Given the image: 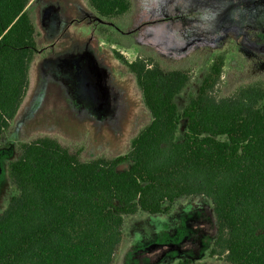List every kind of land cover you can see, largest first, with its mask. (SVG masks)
Returning <instances> with one entry per match:
<instances>
[{"label": "trees", "instance_id": "16d2710c", "mask_svg": "<svg viewBox=\"0 0 264 264\" xmlns=\"http://www.w3.org/2000/svg\"><path fill=\"white\" fill-rule=\"evenodd\" d=\"M30 1L0 0V142L26 95L37 53ZM86 3L104 20L131 9L130 0ZM112 54L133 76L148 124L125 154L111 159L83 162L80 151L50 137L20 143L7 165L16 193L0 212V264H112L125 217L167 214L186 197L212 204L211 257L264 264V82L220 97L221 53L180 112L175 99L189 84L188 72ZM124 163L129 168L119 171Z\"/></svg>", "mask_w": 264, "mask_h": 264}, {"label": "rangeland", "instance_id": "374dc122", "mask_svg": "<svg viewBox=\"0 0 264 264\" xmlns=\"http://www.w3.org/2000/svg\"><path fill=\"white\" fill-rule=\"evenodd\" d=\"M130 1V11L111 20L99 18L86 0L30 1L37 53L26 95L0 142V212L16 193L7 165L18 158L20 143L50 137L80 151L83 162L111 159L125 154L148 124L134 78L114 51L128 62L151 58L163 70L188 72L189 84L175 99L180 112L221 53L220 97L264 82V0ZM183 131L181 120L176 140ZM171 209L170 215L125 217L112 264H164L165 256L220 264L210 256L216 235L211 202L186 197Z\"/></svg>", "mask_w": 264, "mask_h": 264}, {"label": "crops", "instance_id": "0c3cea01", "mask_svg": "<svg viewBox=\"0 0 264 264\" xmlns=\"http://www.w3.org/2000/svg\"><path fill=\"white\" fill-rule=\"evenodd\" d=\"M127 164V163H126ZM129 168V167H128ZM127 168V169H128ZM126 170V169H125ZM180 200V199H179ZM176 203V202H175ZM139 213H141V212H139ZM170 213H172V209H171V212H169V213H167V214H164V215H170ZM138 214V213H137ZM136 215V214H135ZM158 215V214H157ZM134 216V215H133ZM122 242V241H121ZM121 244V243H120ZM120 246V245H119ZM119 246H118V248H119ZM117 248V249H118ZM176 260V259H175ZM175 260H171L169 257H164L163 259H162V262L164 263V264H175L176 262H175ZM179 261V260H178ZM219 262H220V264L222 263V264H229V263H226V262H224V261H221V260H218ZM191 264H195L194 262H192L191 261Z\"/></svg>", "mask_w": 264, "mask_h": 264}]
</instances>
